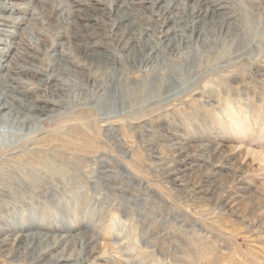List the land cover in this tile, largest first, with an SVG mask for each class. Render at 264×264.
I'll list each match as a JSON object with an SVG mask.
<instances>
[{
	"label": "rangeland",
	"instance_id": "374dc122",
	"mask_svg": "<svg viewBox=\"0 0 264 264\" xmlns=\"http://www.w3.org/2000/svg\"><path fill=\"white\" fill-rule=\"evenodd\" d=\"M72 1H62L71 12L103 18L113 3ZM24 2L0 4V16L25 17L16 25L0 18V40L13 44L0 43V59L8 63L0 74L22 73L23 82L4 83L15 84L25 104L62 115L38 120L30 112L33 120L22 127L0 122V241L6 240L0 264H27L13 250H24L21 236L30 233L71 239L68 249L60 243L43 259L78 249L83 264H264V0H219L237 38L229 42L232 34L211 27L213 44L189 27L190 40L177 49L162 42L160 30L184 33L190 22L180 10L162 17L148 2L131 4L138 24L129 32L146 43L133 51L123 47L129 35H115L106 21L80 17L76 24L71 15L41 13L37 0ZM168 16L175 22L164 24ZM27 24L33 29L26 32ZM58 30L66 36H56ZM30 31L41 51L31 47ZM89 42L98 43L92 55L81 47ZM152 45L161 49L149 56ZM155 63L163 81L174 67L185 79L189 70V79L162 90L159 103H142L140 95L138 109L128 103L132 114L120 103L107 104L115 112H101L103 95L120 83L126 91H148ZM22 166L43 177L27 194L9 185ZM82 239L84 247H77Z\"/></svg>",
	"mask_w": 264,
	"mask_h": 264
},
{
	"label": "bare ground",
	"instance_id": "6f19581e",
	"mask_svg": "<svg viewBox=\"0 0 264 264\" xmlns=\"http://www.w3.org/2000/svg\"><path fill=\"white\" fill-rule=\"evenodd\" d=\"M24 1H25L24 4H28V5L30 3L36 2V0H24ZM62 1L63 0H37L40 7L42 8L40 10L41 13L45 11L46 15L48 14L51 17L57 16V15L58 16L59 15L60 16L61 15L62 16L69 15V17H70V15H71L72 17H74L73 22L74 23L76 22V24L78 23L77 18H80V17L87 19V20H94L96 22L99 20H102L104 22L106 21V23L108 22L109 24H111L112 29L115 31V35H120L122 37H124V35L125 36L129 35V37H128L127 41L124 43L123 47H125L126 50H130V51L137 50L135 48L140 47L139 42H141V41H143V43L146 45V43L144 42V38L138 37L132 31L129 32V30H131L130 28L133 26H136L138 23L132 18V13L128 12V9L130 11H133V13L136 14L137 9L133 8L131 4H135L138 2H148L150 5H152V8L156 11V13L162 17L171 9H175L176 11L180 10V12L183 14L184 18H187L185 20L189 21L190 23L186 24V27H184V29H183L184 33H182L184 35L177 33V31L175 29H172L171 26L167 30L166 29L160 30L163 33L162 37L164 38V40L162 42L163 43L165 42L170 46H174L176 49L181 46V43L183 41H189L190 40L191 35H186V29H188L189 27H190V30L193 34H196L198 36L203 35V40L210 41L213 44H217V39H216L217 37L216 38L212 37L213 35L210 33V31H213V28H211V27H218V29H220V31H221L220 33L221 34L224 33V36L227 38H229L230 34H232V37H230L229 42H231L232 39L237 38V35H238V32L236 31V28L234 27L233 21L231 19L232 15H231L230 11L221 10L225 4L218 3L219 0L204 1L205 4H203L202 0H193V1H191V0H108V1H113V3L107 4L108 6L106 5L107 11H104V13H105L104 18L101 16L97 17V16H94L91 14H85L83 16H80L76 13L78 10H75V12L74 11L71 12L69 9H67L66 4ZM1 2H5V0H0V4H1ZM72 2L85 3L86 4V2H84L83 0H73ZM47 8H48V10H47ZM33 15L35 16L34 18H38L37 12H33ZM72 17H70V18H72ZM0 18H3L5 21L11 22L13 25H16L18 23H25V20H24L25 17H23V16H15V17H13V16H0ZM39 18H40V16H39ZM110 19H112L114 21V23H110V21H109ZM174 20L175 19L173 18V16H170L169 18H165L163 23L165 24V23H167V21H168V23H171V22L173 23V22H175ZM169 21H171V22H169ZM68 22H70V21H68ZM0 25H3V23L0 22ZM90 25L91 24H89V23L87 24V26H90ZM26 26H25L26 28L24 29L26 32H27V29L29 27L31 29H33L31 27V24H27ZM162 26L163 25H161L160 27H162ZM7 31L14 32L13 30H7ZM94 35L98 36L99 33H96ZM178 35H181V38H180L181 41L180 42L177 41V39H176V37L178 38ZM33 36H34L33 32L30 31L29 43L31 44V47L41 51V49H39V47L37 46L38 42L33 40ZM56 36H59V37L66 36V32L58 30V33L56 34ZM242 39H244V38L237 39L238 43H237V46H235V49H238L241 47ZM223 40H225V38ZM0 41H1L0 43H2V44L13 45L12 43H6L3 40H0ZM96 45H98L97 42H95V43L89 42L88 44H84L81 47L84 49V51H86V54L91 50V52L89 54L92 55V53L94 54L93 47ZM142 46H144V45H142ZM217 46L219 47L220 45H217ZM230 46H232L231 43H230ZM63 47H64V44H63ZM160 49H161L160 47L152 45L150 47V51H148V55L151 56L155 52H159ZM62 51L64 53L67 52V50H62ZM57 65H60L62 68V64L60 62L59 63L57 62ZM78 65L79 66L81 65L85 68L88 67L87 64L84 62L83 63L78 62ZM160 65H161V63L160 64L155 63L153 65V69L149 75V79H147V81L144 83V85H146V88L149 87L148 91L145 89V87H142V86L140 88H135V90L130 89L129 91H126V89H123L125 87V84L120 83V84L116 85L115 89L114 88L111 89L112 92L108 91L106 94L103 95V97H102L103 105L100 106L101 112L102 113L115 112V110L112 111L111 108L109 109L107 107V104L114 106L117 103L118 104L120 103V105L122 107L121 109L124 110V113L126 111V113L131 112V114H132V112L135 110V108L140 106L141 98H142V96H140V95L145 94V96L143 97L145 99L142 100V103L145 101L148 103L149 102H152V103L158 102L159 103V101L165 97V96L161 97L162 93H170L169 90L171 88H173L172 86L174 84L176 85V84L180 83L182 86V84H184L187 81V78H188L189 73H190L189 70L186 71V79H185L184 77L181 76V74H179V71L176 69V67L171 68V71H172L171 74L166 73L167 74V75H165L166 80L163 81L160 77L161 76L160 72L158 70H156V68L159 67ZM51 66H53V67L56 66V62L53 61L51 63ZM0 69L8 70V63L3 59H0ZM40 71H42V70H40ZM46 75L48 76V78H55L54 76L56 74L53 75V74L48 73ZM20 76H22V73H18L17 77L10 75L8 72H6L4 74H0V122L7 124V125H10V126L20 125L22 127L25 123H27L26 122L27 120H33L32 115H31L32 113H30V112H34V113L36 112L38 114V120H41V118H42V120H45L46 118L58 117V116L62 115V114L58 113L59 112L58 109L48 107L47 105H44V104H37L35 106L29 105L28 103L25 104L22 97L20 95H17L18 93H20V91L17 90V86L15 84H12L11 82L8 84L4 83L5 78H13L16 80L17 83H20L23 80V79L18 80V79H20ZM163 78L165 79V77H163ZM60 80H61V78H60ZM61 83H66L67 85H69L64 80H61ZM181 86H179V87H181ZM162 90H165V91L160 93ZM119 92H121V93H119ZM21 94H23V93L21 92ZM59 94H62V93L59 92ZM66 94L71 95V93H66ZM62 95L61 96L53 95V96L60 98V97H62ZM55 97H52V99H50L51 100L50 103L58 106L59 103ZM15 100L21 101V103L19 102L20 104H18L15 102ZM128 103L131 104L132 106H136V105L137 106L134 108V110H132L129 108ZM20 111L27 114V117H26L27 119H23V120L19 119L16 112L18 113ZM68 130L71 131V128H69ZM18 138H19V140L24 139V137H20V136H18ZM21 170H22V173L11 174L9 176V182H10L9 185L11 186V184H12L13 190L18 189V188H16L18 186L19 189L22 190V193L26 192V194H27L29 191V190H27L28 186H30L29 189H31L29 192H32L33 191L32 188L33 187L35 188L41 182L43 177L38 176V174L36 172L29 171V170L25 169L23 166H22ZM31 196L32 195H30V197ZM36 217H38V216H36ZM84 234L85 233L82 232L79 235L83 238V237H85ZM21 237H22L21 239H27V243H25L24 250H22L23 247L18 246L17 248L16 247L14 248L13 253H15V254L24 253L23 254V262L24 263H27V264H75V262H78V264L79 263L83 264V263L87 262L86 256H83L82 254H80L78 249H77V251H75V253H72L70 255H68L67 252L63 251L60 253L59 252L53 253L49 258L43 259L42 256L44 255V253L55 248L60 243L65 242L66 248H67L71 243V239H69L67 236H55V237H52L51 241L49 240L50 239L49 235H45L42 233H30V234L23 235ZM85 239L84 240L82 239L81 242L78 243L77 247H84L83 245H85ZM5 244H6V240L0 241V252L1 253L3 252L2 249H3V246ZM19 256H21V255H19Z\"/></svg>",
	"mask_w": 264,
	"mask_h": 264
}]
</instances>
